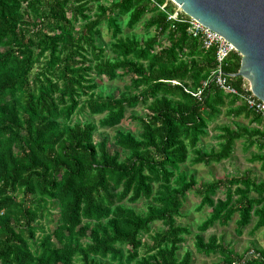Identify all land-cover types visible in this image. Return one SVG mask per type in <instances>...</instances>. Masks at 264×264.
I'll list each match as a JSON object with an SVG mask.
<instances>
[{
  "label": "trees",
  "instance_id": "trees-1",
  "mask_svg": "<svg viewBox=\"0 0 264 264\" xmlns=\"http://www.w3.org/2000/svg\"><path fill=\"white\" fill-rule=\"evenodd\" d=\"M103 1L0 0V264H191L189 251L177 256L190 235L176 224L188 193L200 197L198 211H211L197 227L196 251L233 264L217 235L202 234L216 224L228 227L236 216L237 235L254 218L253 231L264 228V181L248 174L197 181L181 168L190 154L192 166L229 160L242 141L246 150L256 148L251 161L264 170V121L215 85L202 102L186 92L210 77L215 49L189 36L186 22L168 20L158 7L166 0ZM167 8L174 10L171 2ZM149 14L145 29L154 36L143 42L123 36L120 17L133 29ZM102 21L113 40L108 51L96 45ZM240 66L234 53L224 71L235 76ZM124 75L130 85L119 97L96 92L103 77L113 82ZM231 83L241 92L247 80ZM138 106L146 109L143 118L132 117L139 134L116 132L112 151L107 138L95 141L94 123L74 119L86 110L102 116L100 128L114 129ZM222 108L262 128L224 126L218 150L203 151ZM142 201L143 212L128 206ZM49 204L59 211L51 230L40 225L51 215ZM156 223L165 229L152 235Z\"/></svg>",
  "mask_w": 264,
  "mask_h": 264
},
{
  "label": "rangeland",
  "instance_id": "rangeland-1",
  "mask_svg": "<svg viewBox=\"0 0 264 264\" xmlns=\"http://www.w3.org/2000/svg\"><path fill=\"white\" fill-rule=\"evenodd\" d=\"M110 0H104V3L109 4ZM175 9H180L179 5H175L172 3ZM150 15H146L145 18L140 22L135 28L129 29L127 28V18L120 17V23L123 30V36H134L139 41L143 42L147 38L155 35V30L146 31L145 22L150 18ZM70 16V13H69ZM82 21H78L75 25L76 31H79L82 27ZM101 34L97 37L96 45L98 47H103L107 51L109 50V45L113 41L111 36V31L108 29L106 25V21H102V25L100 26ZM164 38L161 37L160 41H163ZM102 82L99 83V90L96 92H100L105 97H119L121 94L126 92L127 87L130 85V76L124 75L121 79L115 80L113 82H109L106 78H102ZM83 100L85 98H82ZM240 109H244L243 104L240 102L238 105ZM146 114V109L144 106H138L134 110H128L126 113V117L123 119L121 125L114 129H102L99 127V121L102 116H94L91 117L88 115L87 111L80 110L74 117L76 121L85 122L90 121L94 123L98 128L95 132L94 138L95 141L100 140L101 138L108 139L109 150L112 151L116 147L113 145V136L118 131L123 132H132L135 135H138L140 132V124L133 120L132 117L136 116L139 118H143ZM240 123H246L242 117H238L234 119V117L227 115L226 109H221V114L217 116V118L211 122L208 127V137L203 142L202 150L209 152L213 149L218 150V135H221L219 128L224 126L231 127L232 129H236V127ZM254 148L245 149L244 144L241 141L236 142L234 146L233 153L229 160L222 161L219 164H214L209 167L207 166H192L190 164V159L193 157L190 154V158L188 162L182 166L181 170L186 172L187 175L193 174L197 180L199 181H207L209 179H223L227 175L240 176L243 174H248L251 178L257 179L259 181H264V170L260 169V162H252L251 157L257 153L254 151ZM220 197H223V190L219 193ZM148 203L142 201L136 205H128L133 208L136 212H143L146 209V205ZM200 204V197L195 193H188L186 198L183 200V205L180 210L179 216L176 217V224L187 227L189 229L190 235L185 237V242L180 246L178 251V259L184 256V254L189 251L192 256L191 264H220L221 257L219 256H211L209 258H202L200 254L195 249V240L194 237L198 233L197 227L201 224L207 217H209L211 211L210 209H205L203 211H198L197 208ZM48 210L51 213L50 216H46V218L40 222V225L48 229H54L58 219H59V211L57 206H53L52 204L48 205ZM256 223V219H252L250 225L243 229L241 235H237L235 232L236 225L232 222L228 227H221L219 225H215L213 228L206 231L204 234V238L207 240L211 235H217L221 242L230 250L233 254L234 260L240 261L246 255L256 252L261 253L264 250V228L253 231L254 225ZM33 225H37L34 223ZM165 229V227L161 223H156L152 226V235L156 232ZM39 232L36 236H39ZM142 240L145 242L148 241V237L143 236ZM149 242V241H148ZM125 251L129 249L128 247L124 248ZM142 253V252H141Z\"/></svg>",
  "mask_w": 264,
  "mask_h": 264
},
{
  "label": "water",
  "instance_id": "water-1",
  "mask_svg": "<svg viewBox=\"0 0 264 264\" xmlns=\"http://www.w3.org/2000/svg\"><path fill=\"white\" fill-rule=\"evenodd\" d=\"M182 12L232 44L241 56L235 77L264 101V0H172Z\"/></svg>",
  "mask_w": 264,
  "mask_h": 264
},
{
  "label": "built area",
  "instance_id": "built-area-1",
  "mask_svg": "<svg viewBox=\"0 0 264 264\" xmlns=\"http://www.w3.org/2000/svg\"><path fill=\"white\" fill-rule=\"evenodd\" d=\"M168 2L174 3L172 0H166L163 4H158L159 9L167 15L168 20L173 22H186L188 25L187 34L189 36L198 39L203 49H215V66L210 77L197 91L186 90V92L196 98L199 102H202L204 93L210 89L212 85H215L225 94L238 97L249 110L264 121V101L259 100L252 93L250 83L247 81V85L243 88V91L240 92L234 88L231 83V79L235 76L229 75L224 71L228 57L234 53H238L235 47L223 37L203 26L195 19L188 17L187 15L185 18H181L180 14L183 13L181 8H174L173 11L169 12L167 8ZM250 259L264 260L259 253L252 252L240 261H235L233 264H245V262Z\"/></svg>",
  "mask_w": 264,
  "mask_h": 264
},
{
  "label": "crops",
  "instance_id": "crops-1",
  "mask_svg": "<svg viewBox=\"0 0 264 264\" xmlns=\"http://www.w3.org/2000/svg\"><path fill=\"white\" fill-rule=\"evenodd\" d=\"M240 104V102H237L236 103V107H238V105ZM227 109L228 110H232V108L231 107H227ZM227 109H226V112H227ZM242 117V119L246 122V123H240L238 126H240V127H244V128H247L249 131H258V130H261V126H259V125H257L255 122H253V120H251L250 118H246L244 115H242L241 116ZM244 141V140H243ZM242 142V141H241ZM242 143H244V142H242ZM202 146H203V144L200 146V148L202 149ZM255 150V152H256V148L255 147H253ZM212 165H214V164H212ZM197 167L198 166H205V165H196ZM211 166V165H210ZM207 167H209V166H207ZM260 169H261V165H260ZM190 175H193V174H190ZM232 176H234V175H227V176H225V177H232ZM224 177V178H225ZM195 179H196V177H195ZM197 180V179H196ZM211 180H213L212 178L211 179H209V180H207V181H211ZM197 181H199V180H197ZM206 181V182H207ZM238 219V217L236 216L235 218H234V223H235V221Z\"/></svg>",
  "mask_w": 264,
  "mask_h": 264
}]
</instances>
